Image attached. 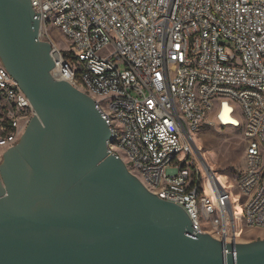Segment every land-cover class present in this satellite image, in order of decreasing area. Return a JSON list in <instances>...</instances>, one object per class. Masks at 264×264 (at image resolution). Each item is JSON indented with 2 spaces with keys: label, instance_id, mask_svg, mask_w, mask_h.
Wrapping results in <instances>:
<instances>
[{
  "label": "built area",
  "instance_id": "1",
  "mask_svg": "<svg viewBox=\"0 0 264 264\" xmlns=\"http://www.w3.org/2000/svg\"><path fill=\"white\" fill-rule=\"evenodd\" d=\"M31 3L40 39L52 44L53 76L95 99L112 129L110 152L149 191L182 206L197 232L210 228L226 243L239 242L237 195L203 158L197 134L242 128L238 205L247 227L264 228V0ZM53 29L70 51L63 54ZM0 101L7 151L35 111L1 57Z\"/></svg>",
  "mask_w": 264,
  "mask_h": 264
},
{
  "label": "water",
  "instance_id": "2",
  "mask_svg": "<svg viewBox=\"0 0 264 264\" xmlns=\"http://www.w3.org/2000/svg\"><path fill=\"white\" fill-rule=\"evenodd\" d=\"M31 0H0V57L34 116L0 163V264H264V239L197 232L109 150L95 99L56 79Z\"/></svg>",
  "mask_w": 264,
  "mask_h": 264
},
{
  "label": "rangeland",
  "instance_id": "3",
  "mask_svg": "<svg viewBox=\"0 0 264 264\" xmlns=\"http://www.w3.org/2000/svg\"><path fill=\"white\" fill-rule=\"evenodd\" d=\"M54 40L64 52L72 49L70 41L59 30L53 29ZM2 101H0V134L3 126ZM197 143L202 150V156L210 167L223 175L231 183L236 193L235 208L236 214L241 210L242 199L239 197L238 180L246 169L247 139L242 128L229 127L225 129L211 128L197 134ZM5 150H0V155ZM2 160H0V163ZM240 200V201H239ZM236 227L239 242L247 240L264 239V229L249 228L243 222L241 213L236 215ZM210 233V228H207Z\"/></svg>",
  "mask_w": 264,
  "mask_h": 264
},
{
  "label": "bare ground",
  "instance_id": "4",
  "mask_svg": "<svg viewBox=\"0 0 264 264\" xmlns=\"http://www.w3.org/2000/svg\"><path fill=\"white\" fill-rule=\"evenodd\" d=\"M240 213H241V211L238 212L236 215H239ZM237 240H239L238 232H237Z\"/></svg>",
  "mask_w": 264,
  "mask_h": 264
},
{
  "label": "crops",
  "instance_id": "5",
  "mask_svg": "<svg viewBox=\"0 0 264 264\" xmlns=\"http://www.w3.org/2000/svg\"><path fill=\"white\" fill-rule=\"evenodd\" d=\"M260 229H264V228H260ZM248 241H252V239H251V240H247V241H245V242H248Z\"/></svg>",
  "mask_w": 264,
  "mask_h": 264
},
{
  "label": "trees",
  "instance_id": "6",
  "mask_svg": "<svg viewBox=\"0 0 264 264\" xmlns=\"http://www.w3.org/2000/svg\"><path fill=\"white\" fill-rule=\"evenodd\" d=\"M4 124H7L6 122H4Z\"/></svg>",
  "mask_w": 264,
  "mask_h": 264
}]
</instances>
